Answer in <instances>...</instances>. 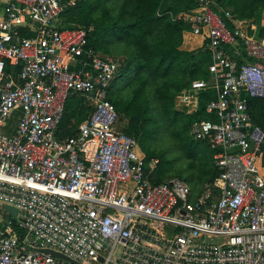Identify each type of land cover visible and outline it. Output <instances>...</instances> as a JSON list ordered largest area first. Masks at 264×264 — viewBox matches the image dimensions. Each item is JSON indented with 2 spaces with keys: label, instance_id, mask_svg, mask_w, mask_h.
<instances>
[{
  "label": "built area",
  "instance_id": "built-area-1",
  "mask_svg": "<svg viewBox=\"0 0 264 264\" xmlns=\"http://www.w3.org/2000/svg\"><path fill=\"white\" fill-rule=\"evenodd\" d=\"M8 1L0 0V264H264V129L249 112V98L264 100V40L227 13L230 30L216 0L182 15L213 63L210 80L193 82L176 109L192 115L201 92L218 93L207 107L214 120L190 129L218 150L219 176L195 195L178 178L151 181L109 100L125 60L89 47L93 27L60 22L79 0ZM72 99L89 115L68 138L59 129Z\"/></svg>",
  "mask_w": 264,
  "mask_h": 264
},
{
  "label": "trees",
  "instance_id": "trees-1",
  "mask_svg": "<svg viewBox=\"0 0 264 264\" xmlns=\"http://www.w3.org/2000/svg\"><path fill=\"white\" fill-rule=\"evenodd\" d=\"M216 5L215 11L233 30L227 13L236 22L256 21L264 0H216ZM197 12L198 0H79L60 16L64 26L93 27L89 47L96 53L125 60L112 83L109 100L124 122L123 131L136 139L146 155L151 181L161 184L178 178L185 182L187 177L181 169L185 168L191 171L190 187L195 195L219 176L213 138L197 142L190 136L193 123L214 120L207 107L217 100V90L201 92L192 115L177 110L175 103L193 82L211 78L209 43L198 51L182 49L184 32L189 31L182 15ZM249 34L254 36V30ZM258 37L264 39V30ZM9 70L17 75L20 68ZM69 103L59 130L71 138L76 135L72 122L82 123L89 113L72 104L71 108ZM249 112L253 122L264 129V100L249 98ZM170 139L173 143L165 149V140ZM170 150L176 153L172 157L168 155ZM258 165L264 175V146Z\"/></svg>",
  "mask_w": 264,
  "mask_h": 264
},
{
  "label": "crops",
  "instance_id": "crops-1",
  "mask_svg": "<svg viewBox=\"0 0 264 264\" xmlns=\"http://www.w3.org/2000/svg\"><path fill=\"white\" fill-rule=\"evenodd\" d=\"M5 1H8V0H5ZM236 23L238 26H245V28H248V33H249L250 29H253L254 35H255V33H258V35H259V33H261L264 30V9H262L258 13V17H257L256 21H253V22H238L237 21ZM248 35L251 38H254L250 34H248ZM262 40H264V39H262ZM206 43L202 37L196 36L189 31H185L184 32V43H183L182 49L186 50V51H191V52L192 51H198V50L203 49ZM19 114H20V112H18L17 115L15 116V118L13 119L14 122L17 121Z\"/></svg>",
  "mask_w": 264,
  "mask_h": 264
},
{
  "label": "rangeland",
  "instance_id": "rangeland-1",
  "mask_svg": "<svg viewBox=\"0 0 264 264\" xmlns=\"http://www.w3.org/2000/svg\"><path fill=\"white\" fill-rule=\"evenodd\" d=\"M9 2V1H8ZM249 34V33H248ZM259 35H258V33H255V35L253 36L255 39H260L259 37H258ZM70 104H72L73 106H75V107H77V108H80V109H83L84 110V104L82 103V102H80V101H78V100H74V99H72V100H70V103H69V106L71 107V105ZM73 106L71 107V108H73ZM69 107V108H70ZM170 142H172V140L170 139V141L169 140H165V143H164V147H165V149L166 148H168V146H169V144L171 145V143ZM173 143V142H172ZM173 149H174V145H173ZM176 153L174 152V150H170L169 152H168V155L169 156H174ZM183 166L185 167L186 165H184L183 164ZM184 172H183V174H184V176H186L187 178H186V180H185V183H187L189 186H192V184H193V182H192V180L189 178V176H190V173H191V171H189V172H187L186 170L187 169H185V168H181ZM168 228L169 229H171V230H175V227H173V226H168Z\"/></svg>",
  "mask_w": 264,
  "mask_h": 264
},
{
  "label": "water",
  "instance_id": "water-1",
  "mask_svg": "<svg viewBox=\"0 0 264 264\" xmlns=\"http://www.w3.org/2000/svg\"><path fill=\"white\" fill-rule=\"evenodd\" d=\"M7 210L13 215L16 216L17 215V211L11 207H7ZM46 253L51 254L53 257L57 258V259H62V260H69L68 258H66L64 255L54 252L52 250H47ZM74 264H78L75 263Z\"/></svg>",
  "mask_w": 264,
  "mask_h": 264
}]
</instances>
